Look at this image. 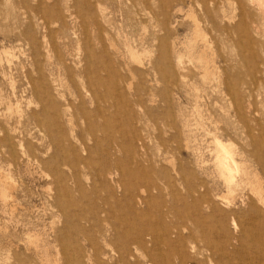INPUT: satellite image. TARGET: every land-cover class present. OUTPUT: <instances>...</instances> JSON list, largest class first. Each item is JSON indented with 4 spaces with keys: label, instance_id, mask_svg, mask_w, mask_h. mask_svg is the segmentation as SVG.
I'll return each instance as SVG.
<instances>
[{
    "label": "rangeland",
    "instance_id": "374dc122",
    "mask_svg": "<svg viewBox=\"0 0 264 264\" xmlns=\"http://www.w3.org/2000/svg\"><path fill=\"white\" fill-rule=\"evenodd\" d=\"M251 1L0 0V264H124L125 250L128 264H154L149 253L159 264L254 260L240 242L257 199L250 188L239 221H226L230 244L210 263L199 250L212 235L199 232L186 193L201 180V192L223 191L217 136L257 172L264 195V0ZM194 19L209 42L208 75L184 53ZM74 157H89L81 190L68 173L59 198Z\"/></svg>",
    "mask_w": 264,
    "mask_h": 264
},
{
    "label": "bare ground",
    "instance_id": "6f19581e",
    "mask_svg": "<svg viewBox=\"0 0 264 264\" xmlns=\"http://www.w3.org/2000/svg\"><path fill=\"white\" fill-rule=\"evenodd\" d=\"M75 1V0H74ZM106 1V0H104ZM117 1V0H116ZM118 1H122L124 2L123 5L125 4L126 1H131V0H118ZM180 1H187V0H178V2L180 3ZM190 2L192 0H189ZM212 1L213 0H203L204 5L210 6L212 5ZM253 1V0H252ZM251 1V2H252ZM89 2V1H88ZM94 2V1H93ZM97 2V1H96ZM135 2V1H134ZM152 2V1H151ZM41 3V2H40ZM90 3V2H89ZM88 3V4H89ZM99 3V2H98ZM137 3V2H136ZM145 3V1L143 2V4ZM102 4V3H100ZM258 4V3H257ZM76 5V4H75ZM103 5V4H102ZM120 5V4H119ZM71 6V5H70ZM98 6V5H96ZM260 6V5H259ZM107 7V6H106ZM121 7V5H120ZM37 8V7H36ZM73 8V7H72ZM161 8L162 10L166 11L168 9V5H166V3L164 1H162L161 4ZM170 10L172 9L171 7H169ZM180 8V7H179ZM182 8V7H181ZM208 7H206L205 9H207ZM33 9V8H32ZM178 9V8H176ZM175 9V10H176ZM33 11V10H32ZM35 11V10H34ZM180 11V9H178V12ZM209 11V10H208ZM73 12V11H72ZM71 12V13H72ZM204 12V11H203ZM35 13V12H34ZM37 13V12H36ZM106 13V12H105ZM105 13H104V9L101 7H96L95 11L93 12V15L91 16L92 19H94V23L97 25L102 24V22L106 21L105 20ZM171 13V12H170ZM178 14V13H177ZM163 15V14H162ZM42 16V15H40ZM39 16V17H40ZM176 16V15H175ZM190 16V15H188ZM206 16V15H205ZM108 17V16H107ZM106 17V19H107ZM204 17V16H203ZM171 18V17H170ZM174 18V17H172ZM192 18V17H191ZM36 19V18H35ZM191 20V19H190ZM45 21V20H44ZM46 22V21H45ZM44 22V23H45ZM204 22V21H203ZM85 23V22H84ZM207 23V22H205ZM46 24H48V22H46ZM169 24V23H168ZM96 25V26H97ZM159 25V24H158ZM172 25V24H171ZM167 26V25H166ZM239 26V25H238ZM202 27V26H201ZM96 28V27H95ZM168 28V27H167ZM102 29V28H100ZM96 32V31H95ZM94 32V33H95ZM99 31H97L96 33H98ZM87 33V32H86ZM100 33V32H99ZM101 34V33H100ZM191 34V33H190ZM94 35V34H93ZM161 35V34H159ZM102 36V34H101ZM86 37V36H85ZM95 37V36H94ZM207 35L205 36V33L199 28L198 22L197 20L194 19L193 21V29H192V36L188 39V42L186 44V46L184 47V53L187 55L189 54L190 57L197 59L199 64V69H201L202 71H204L205 74H211L214 73L215 68L213 66V61L210 58V47L208 45L209 42H207ZM162 38H160L161 40ZM103 40V39H102ZM163 40V39H162ZM180 40V38H179ZM92 41V40H91ZM159 41V40H158ZM176 41V40H175ZM95 42V41H94ZM98 42V41H97ZM163 42V41H161ZM168 42V41H167ZM185 42V41H184ZM132 43H134L132 41ZM131 43V44H132ZM177 43V42H176ZM175 43V44H176ZM93 44V43H92ZM130 44V45H131ZM173 45V44H172ZM135 46V45H134ZM136 47V46H135ZM171 48V47H170ZM126 49V48H125ZM137 49V48H136ZM159 49V48H158ZM167 49V48H166ZM104 50V48H103ZM127 50V49H126ZM151 50V49H150ZM169 50V49H167ZM176 50V49H175ZM181 50V49H180ZM102 52V51H101ZM131 52V51H130ZM166 52V51H165ZM183 52V51H182ZM105 53V52H104ZM103 53V55H104ZM139 53V52H138ZM162 53V52H161ZM160 53V54H161ZM173 53H176V51L173 50ZM171 53V54H173ZM180 53V52H179ZM178 53V54H179ZM183 53V54H184ZM149 54V53H148ZM102 55V56H103ZM119 55V54H118ZM163 55V54H162ZM161 55V56H162ZM177 55V53H176ZM185 55V56H186ZM128 56V55H127ZM169 56V54L167 55ZM182 56V55H181ZM184 56V55H183ZM184 56V57H185ZM129 57V56H128ZM131 58L135 59V56L133 53L130 54ZM159 57V56H158ZM180 57V56H179ZM188 57V56H186ZM89 59L90 56H88ZM166 58V57H165ZM160 59V58H159ZM183 59V58H181ZM190 60L191 58H187V60ZM167 60V59H166ZM141 61V60H140ZM178 61V60H177ZM89 62L90 60L86 61V67L85 70L87 72H91V68L89 66ZM180 63V60L178 61ZM183 62V61H182ZM91 63V62H90ZM142 63V62H141ZM179 63H177V68L179 70H181L180 65L182 66V64L179 65ZM162 64V63H161ZM190 64L187 63V65ZM160 65V64H159ZM169 65V64H168ZM184 65V64H183ZM191 65V64H190ZM96 66V65H95ZM170 66V65H169ZM98 67V66H97ZM128 67V66H127ZM183 67V66H182ZM185 67V66H184ZM101 68V67H100ZM162 68V67H161ZM164 68V67H163ZM168 68V67H166ZM192 68H195L192 66ZM198 68V67H197ZM157 69V68H156ZM161 70V69H159ZM195 70V69H194ZM197 70V69H196ZM131 71V70H130ZM167 71V70H166ZM85 73V72H84ZM98 74V72H97ZM159 74V73H158ZM132 75V74H131ZM165 75V74H164ZM214 75V74H213ZM212 77L214 78L215 76ZM100 76V75H99ZM107 76V74H106ZM219 76V75H218ZM109 77V74H108ZM181 77V76H180ZM101 78V77H100ZM186 78V76L184 77V79ZM164 79V78H163ZM162 79V80H163ZM166 79V78H165ZM169 80V79H168ZM182 80V79H181ZM216 80V79H214ZM184 81V80H182ZM164 82V81H163ZM217 82V81H216ZM99 84V83H98ZM192 85V84H190ZM188 84V86H190ZM198 85V84H197ZM231 85V84H230ZM165 86V85H164ZM161 87V88H164ZM193 86V85H192ZM84 87V85H83ZM86 87V86H85ZM202 87V86H201ZM210 87V86H209ZM212 87V86H211ZM166 88V87H165ZM206 88V86H205ZM208 88V87H207ZM195 89V85L193 87L192 90ZM204 89V87L202 88ZM200 89V90H202ZM89 90V89H88ZM163 90V89H162ZM198 90V89H197ZM164 91V90H163ZM84 92V91H83ZM166 92V91H165ZM230 92L232 93V89H230ZM95 96V95H93ZM92 97V96H91ZM90 97V99H91ZM103 97V96H102ZM199 97V96H198ZM93 98V97H92ZM101 100V99H100ZM103 100V99H102ZM101 100V102H102ZM103 103V102H102ZM198 106V105H196ZM200 108V107H199ZM60 110V109H59ZM199 110V109H198ZM60 112H62V115L64 116L67 125L71 128L72 123H71V118L68 117V111L67 109H63L62 111L60 110ZM200 113V112H199ZM201 115V113H200ZM202 116V115H201ZM199 121V120H198ZM202 121V120H201ZM197 126V125H196ZM200 128V127H198ZM205 128V127H204ZM206 130V129H205ZM207 131V130H206ZM200 133V131H198ZM208 132V131H207ZM248 134V133H247ZM205 135V134H204ZM251 135V134H250ZM203 136V135H202ZM217 137V136H216ZM215 136L213 137V143H214V150H215V162H214V173L215 175L214 178L218 179L219 182L221 183L222 187H223V191L222 192H217V193H210L207 189L204 192L203 191L206 187L204 182L201 180L198 185L196 186V188H191L189 186H187V192L188 195L195 196V200L196 202L193 204V210L196 213V216L198 217V219H196V223H197V227L200 228L199 232L206 234V235H212L209 239H206L203 241L204 243V247L202 249L199 250V252L203 253L205 252L207 255V261L210 263L211 260H213L215 257H217V255L220 256V252L225 253V249H224V245L225 244H230V240L228 238V231H227V223L226 221L228 220L229 215H231V221L234 223L235 220L239 221V215H238V211L235 209L236 208V204L238 201L243 200V196H244V192L243 190L245 188H250L251 191L256 195L257 199H251L250 202L248 203V212H249V219L246 224V227L243 228L244 232V238L242 240H240L242 247L244 245H248L254 253V260L252 258L249 259V261L247 263H244V260H237L235 258V264H264V258H261V256H264V248L261 249L259 248V246L256 243H261L264 245V195H263V187L261 184H263L260 180V178L258 177L257 172H253L252 170H250V168H248L245 163L242 161V158L240 157V155L238 153L235 152V150L232 148V146L230 144L224 143L221 140L217 139ZM205 140V139H204ZM142 141V140H141ZM202 141V140H201ZM228 141V140H226ZM230 141V140H229ZM231 142V141H230ZM232 143V142H231ZM189 145V144H188ZM233 145V144H232ZM200 146V145H199ZM77 147V146H76ZM188 148V147H187ZM198 148V147H197ZM196 149V148H194ZM199 149V148H198ZM197 149V150H198ZM201 150V149H200ZM197 152V151H196ZM199 154V152H198ZM199 157V155H198ZM89 157L84 158V159H78L76 157H74L73 159H68L69 163V167H70V171L67 172L66 174L63 173L61 176V184L57 189V196L59 198H61V193L60 191H63L66 195H68V186L66 184V177L68 173H72L73 176L76 178V182L75 185L76 187H78L81 190V186H80V182L78 180V174L80 172L81 169L85 168L86 165V161L88 160ZM200 159V158H199ZM70 160V161H69ZM79 163H83L84 166H79ZM198 163V161H197ZM117 165V164H116ZM79 167V168H78ZM201 167V166H200ZM198 166V169L200 168ZM48 168L53 172L55 171V167L51 166ZM201 169V168H200ZM199 169V170H200ZM108 172V171H107ZM106 172V173H107ZM109 175H111V172H108ZM4 177V176H3ZM71 177V176H69ZM184 177V176H183ZM5 179V178H4ZM183 179V178H182ZM189 179V178H188ZM214 179V180H215ZM72 180V179H71ZM74 181V180H73ZM184 181V179H183ZM194 181V180H193ZM191 180V182H193ZM52 184H55V177L52 178ZM70 184V183H69ZM1 185V184H0ZM1 187V186H0ZM3 191V190H2ZM7 191V190H6ZM7 193V192H6ZM8 195V194H7ZM11 195V194H10ZM9 195V196H10ZM7 197V196H6ZM10 198V197H9ZM4 201V200H3ZM229 207H233L234 210H229V211H225V208H229ZM12 211V210H11ZM232 225V224H231ZM233 226V225H232ZM236 227V226H235ZM239 227L241 228V224L239 225ZM242 231V232H243ZM222 233L223 235V239H222V244L219 245L216 241V234L218 233ZM185 237V236H184ZM188 238V237H187ZM31 240V239H30ZM179 240V239H178ZM33 241V240H31ZM112 243V242H111ZM115 243V242H114ZM177 249L178 247H174L173 249ZM246 253V252H245ZM131 255L130 252L128 250H125L124 252L120 251L118 254V258L117 261H120L124 264H128L127 261H125L126 257ZM104 256L106 258V254L104 253ZM160 253L157 254H153V253H149V258L150 261L153 262L154 264H159L157 259L159 258ZM168 261V258H165ZM248 259V258H247ZM94 260V259H93ZM174 260H177L179 263L180 261H182V258L180 257L179 254H176V258ZM192 260V259H191ZM253 260V261H252ZM261 260V261H260ZM246 261V260H245ZM84 262V263H83ZM192 262V261H191ZM82 264H85V261L82 260L81 261ZM98 264H107V262L104 261H99L98 259ZM169 263V261H168ZM86 264H91L90 261H87ZM133 264H138V263H133ZM151 264V263H150ZM171 264H175L171 263ZM190 264V263H189ZM222 264H224V261H222ZM228 264H233L230 261H228Z\"/></svg>",
    "mask_w": 264,
    "mask_h": 264
}]
</instances>
